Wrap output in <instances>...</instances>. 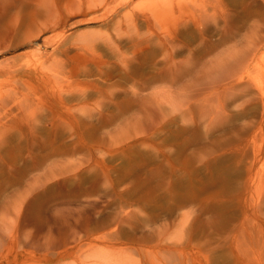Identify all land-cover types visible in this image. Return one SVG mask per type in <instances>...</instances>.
<instances>
[{"label": "rangeland", "instance_id": "rangeland-1", "mask_svg": "<svg viewBox=\"0 0 264 264\" xmlns=\"http://www.w3.org/2000/svg\"><path fill=\"white\" fill-rule=\"evenodd\" d=\"M147 1L0 0V264H264V0Z\"/></svg>", "mask_w": 264, "mask_h": 264}, {"label": "bare ground", "instance_id": "bare-ground-1", "mask_svg": "<svg viewBox=\"0 0 264 264\" xmlns=\"http://www.w3.org/2000/svg\"><path fill=\"white\" fill-rule=\"evenodd\" d=\"M100 5L101 4H99V6ZM145 5H146L147 9L150 10V12L152 13V15L154 16L155 19H156V17H159L161 19H164V17L166 18L167 14H168V13H166V10H168L169 8L172 7V5L169 6V4L167 2H164L162 0H151V1H147L145 3ZM118 6H119V4H118ZM94 7H98V6H94ZM168 55H170V54H168ZM171 59H172V57H171ZM93 263L94 264H109V262L102 263V262H99V261L98 262H94L93 261Z\"/></svg>", "mask_w": 264, "mask_h": 264}]
</instances>
